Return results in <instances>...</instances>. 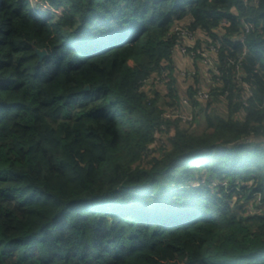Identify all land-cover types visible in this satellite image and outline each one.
Returning <instances> with one entry per match:
<instances>
[{
    "label": "trees",
    "instance_id": "obj_1",
    "mask_svg": "<svg viewBox=\"0 0 264 264\" xmlns=\"http://www.w3.org/2000/svg\"><path fill=\"white\" fill-rule=\"evenodd\" d=\"M40 1L0 0V264H264V0Z\"/></svg>",
    "mask_w": 264,
    "mask_h": 264
},
{
    "label": "built area",
    "instance_id": "obj_2",
    "mask_svg": "<svg viewBox=\"0 0 264 264\" xmlns=\"http://www.w3.org/2000/svg\"><path fill=\"white\" fill-rule=\"evenodd\" d=\"M45 5L48 7L47 13L55 12L52 8H50V6H48L47 4ZM37 14L40 16L39 13ZM223 25H226L225 22L223 23ZM251 28L252 27L248 25L245 28L246 30L245 32H248V30H250ZM172 33L177 38V44H176V48L174 52L181 55V57H183L184 60L186 61L187 65L190 66V68L188 69V72H189L188 76L192 74V78L194 77L195 70H193L194 69L193 65L195 62L200 61V65L205 69L211 68V54L214 53L216 50L211 48V45L208 47H205L204 44L207 42H210L206 37L201 35L199 32L189 31L183 24L175 25L172 29ZM197 43L203 44L202 50H198V49L195 50ZM197 57H199L198 61L196 60ZM239 65L236 66V72L240 71L238 67ZM152 81H155V82L152 83ZM237 81L240 82V79L238 78V76H237ZM154 83H156V80L150 78L149 81L144 84V86L145 85L149 86ZM245 90L248 94L250 93L249 89L246 86H245ZM208 98H209V94H208L207 87L201 88V90L198 91L197 95L195 96V99L199 100L201 103L206 102ZM192 111L193 110L191 109V106L188 103V100L182 97L180 101V107L179 108L172 107L168 109L167 111L163 110L162 118L165 120H175V119L180 120L183 124H185L186 126H189L193 122V118H194L192 116L193 115ZM157 133L154 134V143L149 147V149L151 147H154L157 143L159 144L163 142L160 137V134L159 133L157 134ZM222 185L223 187H225L224 184Z\"/></svg>",
    "mask_w": 264,
    "mask_h": 264
},
{
    "label": "rangeland",
    "instance_id": "obj_3",
    "mask_svg": "<svg viewBox=\"0 0 264 264\" xmlns=\"http://www.w3.org/2000/svg\"><path fill=\"white\" fill-rule=\"evenodd\" d=\"M28 1L31 4L32 10L35 11L36 13H44V11H45V13L48 12L47 11L48 7L44 3H42L40 0H28ZM49 13H51V12H49ZM51 14H52V16H54V18H57V16H58L57 12H54V13H51ZM182 61L180 60V62L178 64V67H177L178 73L180 74V76H181V78L183 80H185V81L187 80L190 83V81L192 79V74H190V76H188V73H189L188 69L190 68V66L187 65L186 61L183 60V58H182ZM153 82H155V81H152V83ZM152 87H154L157 90L158 89L157 82L154 83V84H151L149 86L148 85L142 86V90L143 91L146 90V92H147L148 89H153ZM158 91H162V90L158 89ZM159 106H161V109L164 110V111L168 110L161 103L159 104ZM215 109H216L217 112H219L221 114H222V111L224 110L222 106H217V108H215ZM192 116L194 117V115H192ZM201 122L202 121H199L198 127L195 129V132H199L202 129ZM145 158H147V157H145ZM213 186H215V184ZM213 186L211 188H214ZM224 186L226 187L227 185L224 184ZM234 201H236V198H234ZM242 203L244 205L243 208H242L244 214H250V215L259 214V215H262L264 213V202H262L261 197L258 196L257 194H252L251 195V199L248 202H242Z\"/></svg>",
    "mask_w": 264,
    "mask_h": 264
},
{
    "label": "crops",
    "instance_id": "obj_4",
    "mask_svg": "<svg viewBox=\"0 0 264 264\" xmlns=\"http://www.w3.org/2000/svg\"><path fill=\"white\" fill-rule=\"evenodd\" d=\"M182 58L183 57H181L179 54L177 55V53L176 52H174V54H173V62H174V64H175V66H176V69H177V67H178V64H179V62H180V60L182 61ZM183 60H184V58H183ZM183 62V61H182ZM177 73H178V70H177ZM211 78V76H204L203 75V77H202V79L200 80L201 81V85H202V88H204V87H206V84L208 83V81H209V79ZM209 78V79H208ZM192 79H194V77L192 78ZM192 79H191V81H192ZM178 81H179V85H181V87H183V88H187V83H189V81H185V80H183L180 76H179V73H178ZM190 81V82H191ZM204 85V86H203ZM182 96H184L183 94H181Z\"/></svg>",
    "mask_w": 264,
    "mask_h": 264
},
{
    "label": "water",
    "instance_id": "obj_5",
    "mask_svg": "<svg viewBox=\"0 0 264 264\" xmlns=\"http://www.w3.org/2000/svg\"><path fill=\"white\" fill-rule=\"evenodd\" d=\"M36 54H37L39 60L43 59L46 56L44 51H37ZM85 90H87V88Z\"/></svg>",
    "mask_w": 264,
    "mask_h": 264
}]
</instances>
